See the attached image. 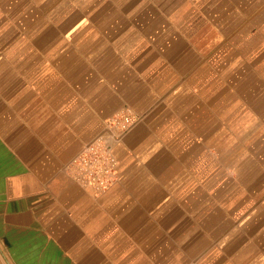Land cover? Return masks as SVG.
<instances>
[{"label":"crops","instance_id":"1","mask_svg":"<svg viewBox=\"0 0 264 264\" xmlns=\"http://www.w3.org/2000/svg\"><path fill=\"white\" fill-rule=\"evenodd\" d=\"M0 264H264V0H0Z\"/></svg>","mask_w":264,"mask_h":264},{"label":"built area","instance_id":"2","mask_svg":"<svg viewBox=\"0 0 264 264\" xmlns=\"http://www.w3.org/2000/svg\"><path fill=\"white\" fill-rule=\"evenodd\" d=\"M137 120L129 109L113 115L106 121L108 137H98L88 143L66 165L70 177L97 193L105 192L116 178V160L111 154L112 141L119 138Z\"/></svg>","mask_w":264,"mask_h":264}]
</instances>
